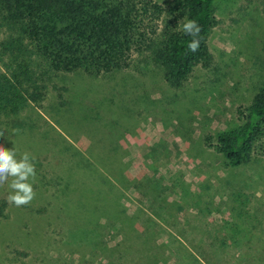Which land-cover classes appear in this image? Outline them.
Here are the masks:
<instances>
[{
    "label": "rangeland",
    "instance_id": "rangeland-1",
    "mask_svg": "<svg viewBox=\"0 0 264 264\" xmlns=\"http://www.w3.org/2000/svg\"><path fill=\"white\" fill-rule=\"evenodd\" d=\"M213 15L211 65L181 87L157 67L60 73L0 117V145L37 173L28 205L0 187V264H264V155L230 166L215 149L264 83V0H214Z\"/></svg>",
    "mask_w": 264,
    "mask_h": 264
},
{
    "label": "trees",
    "instance_id": "trees-1",
    "mask_svg": "<svg viewBox=\"0 0 264 264\" xmlns=\"http://www.w3.org/2000/svg\"><path fill=\"white\" fill-rule=\"evenodd\" d=\"M213 2L170 0L164 8L155 0H0V117L42 103L60 73L98 78L157 67L168 85L181 87L195 66L211 65ZM185 19L202 28L195 53L187 48L192 37L180 30ZM58 97L53 109L66 113L72 99ZM242 118L215 134V149L230 166L264 155V83Z\"/></svg>",
    "mask_w": 264,
    "mask_h": 264
},
{
    "label": "clouds",
    "instance_id": "clouds-1",
    "mask_svg": "<svg viewBox=\"0 0 264 264\" xmlns=\"http://www.w3.org/2000/svg\"><path fill=\"white\" fill-rule=\"evenodd\" d=\"M180 30L192 37L187 43L190 52L195 53L200 46L201 26L195 19H185ZM35 157L29 152L17 155L14 148L0 145V187L7 184V202L16 206H25L32 202L36 193L33 184L36 179Z\"/></svg>",
    "mask_w": 264,
    "mask_h": 264
}]
</instances>
